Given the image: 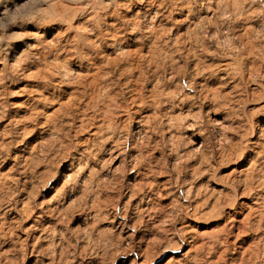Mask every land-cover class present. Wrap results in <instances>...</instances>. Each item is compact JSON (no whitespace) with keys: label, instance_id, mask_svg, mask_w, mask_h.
<instances>
[{"label":"clouds","instance_id":"obj_1","mask_svg":"<svg viewBox=\"0 0 264 264\" xmlns=\"http://www.w3.org/2000/svg\"><path fill=\"white\" fill-rule=\"evenodd\" d=\"M0 264H264V0H0Z\"/></svg>","mask_w":264,"mask_h":264}]
</instances>
